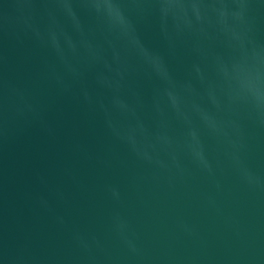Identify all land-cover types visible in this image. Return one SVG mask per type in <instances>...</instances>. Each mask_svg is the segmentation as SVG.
I'll return each instance as SVG.
<instances>
[{"label": "water", "instance_id": "obj_1", "mask_svg": "<svg viewBox=\"0 0 264 264\" xmlns=\"http://www.w3.org/2000/svg\"><path fill=\"white\" fill-rule=\"evenodd\" d=\"M0 264H264V0H0Z\"/></svg>", "mask_w": 264, "mask_h": 264}]
</instances>
